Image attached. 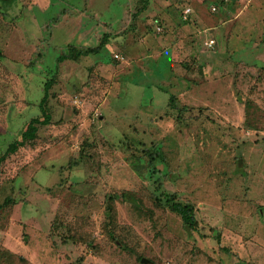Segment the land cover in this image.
<instances>
[{"label": "rangeland", "instance_id": "obj_1", "mask_svg": "<svg viewBox=\"0 0 264 264\" xmlns=\"http://www.w3.org/2000/svg\"><path fill=\"white\" fill-rule=\"evenodd\" d=\"M2 155L0 264H264V0H0Z\"/></svg>", "mask_w": 264, "mask_h": 264}, {"label": "trees", "instance_id": "obj_2", "mask_svg": "<svg viewBox=\"0 0 264 264\" xmlns=\"http://www.w3.org/2000/svg\"><path fill=\"white\" fill-rule=\"evenodd\" d=\"M85 54H86V52H84V53L76 52L75 55H85ZM75 55H73L72 51L70 53L68 52L66 54L61 55L59 57V61H62L64 59L73 58ZM48 85H50V84H48ZM47 97H48V92H47V88H46L44 95L40 101V106L43 110H44V103L47 100ZM48 121H49V116H47L46 120L43 121L42 123L45 124V123H48ZM35 122L41 123L39 120H33L29 126V129L24 134L23 141H21L20 143L18 142V144H13L12 147L9 148L10 152L16 151L18 145H23L26 143V141H33L34 140L36 133H37V126L35 125ZM5 158H6L5 155L0 156V162L4 161ZM166 197L168 199L167 203L169 204L170 210H172V212L178 214L181 217V219H182L183 223L185 224L187 230L188 231H196V229H197V218H196L194 206H192L189 203L178 202V201L174 200V198L172 196H169V197L166 196Z\"/></svg>", "mask_w": 264, "mask_h": 264}, {"label": "built area", "instance_id": "obj_3", "mask_svg": "<svg viewBox=\"0 0 264 264\" xmlns=\"http://www.w3.org/2000/svg\"><path fill=\"white\" fill-rule=\"evenodd\" d=\"M216 9H217L216 6H212V8H211L212 11H216ZM189 12H191L190 8H187V9L184 10L183 13L185 14V17H186V15L189 14Z\"/></svg>", "mask_w": 264, "mask_h": 264}]
</instances>
